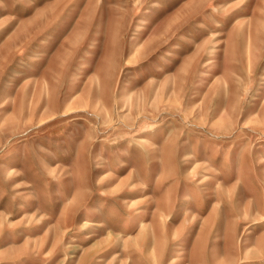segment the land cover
Listing matches in <instances>:
<instances>
[{"label": "rangeland", "instance_id": "1", "mask_svg": "<svg viewBox=\"0 0 264 264\" xmlns=\"http://www.w3.org/2000/svg\"><path fill=\"white\" fill-rule=\"evenodd\" d=\"M83 259L264 264V0H0V264Z\"/></svg>", "mask_w": 264, "mask_h": 264}, {"label": "bare ground", "instance_id": "2", "mask_svg": "<svg viewBox=\"0 0 264 264\" xmlns=\"http://www.w3.org/2000/svg\"><path fill=\"white\" fill-rule=\"evenodd\" d=\"M243 1H244V2H246V1H247V2L249 1V2H250L251 0H242V2H243ZM217 24H218L217 26H216V23L214 24L215 27H219V26H220L219 23H217ZM250 40H251V38L249 37V38H248V41H250ZM142 140H144V139H142ZM144 141H146V140H144ZM147 142H149V141L147 140ZM203 166L207 168V167H208V163H204ZM146 234H147V236H149L148 233H146ZM110 236H112V235H110ZM85 262H86L85 259L81 260V263H82V264H84Z\"/></svg>", "mask_w": 264, "mask_h": 264}]
</instances>
